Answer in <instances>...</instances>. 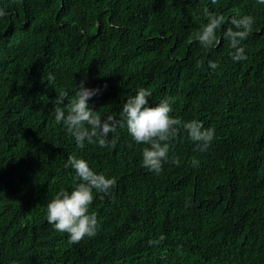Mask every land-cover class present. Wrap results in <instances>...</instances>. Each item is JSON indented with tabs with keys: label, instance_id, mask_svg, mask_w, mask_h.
Listing matches in <instances>:
<instances>
[{
	"label": "trees",
	"instance_id": "obj_1",
	"mask_svg": "<svg viewBox=\"0 0 264 264\" xmlns=\"http://www.w3.org/2000/svg\"><path fill=\"white\" fill-rule=\"evenodd\" d=\"M0 10V264H264V4L0 0ZM208 13L254 17L246 60L231 57L229 23L201 47ZM81 80L101 90L88 102L101 118L120 119L145 88L150 106L167 99L170 116L213 128L214 140L200 151L181 129L158 175L126 124L114 148L78 146L55 99L74 98ZM70 156L117 181L94 193L100 227L77 244L47 221V204L73 189Z\"/></svg>",
	"mask_w": 264,
	"mask_h": 264
},
{
	"label": "clouds",
	"instance_id": "obj_2",
	"mask_svg": "<svg viewBox=\"0 0 264 264\" xmlns=\"http://www.w3.org/2000/svg\"><path fill=\"white\" fill-rule=\"evenodd\" d=\"M216 3V0H212ZM264 4V0H257ZM6 12L0 10V17ZM255 20L252 16H232L229 21L221 15L208 13V23L197 34L201 47L211 49L217 42V32L225 23L231 26L223 31V38L229 42L233 49L231 57L234 62L246 60L245 41L252 33ZM209 67L215 71L218 64L209 61ZM49 79L54 77L49 76ZM106 88L107 85H104ZM100 89L85 87L81 80L74 98H69L67 91L57 95L55 99V120L63 123L66 130L74 137L78 146L85 143H97L101 148L115 147L117 139L114 135L118 126L126 124L128 133L138 145H147L142 152L143 166L154 174H160L163 165L169 160L170 142L174 140L181 129L187 132L188 138L196 144L200 151H206L215 137L213 128H204L199 121L185 122L170 116L173 111L171 103L161 100L157 105L150 106L151 91L140 88L135 95L127 99L122 107V116L117 119L111 115L101 118L98 112L89 107V100L100 94ZM67 101V103H65ZM173 163H179L173 159ZM198 161L193 160V167L198 166ZM70 166L75 175L73 189L69 192L61 190L47 204V221L54 229L67 233L70 243L77 244L85 237H94L100 224L95 213H90L89 208L95 194L111 195V190L116 186L115 178L95 172L84 159L70 156L66 167ZM165 237L150 240L149 244L159 245Z\"/></svg>",
	"mask_w": 264,
	"mask_h": 264
}]
</instances>
